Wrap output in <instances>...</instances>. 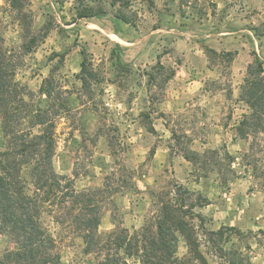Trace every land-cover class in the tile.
<instances>
[{"label":"rangeland","instance_id":"374dc122","mask_svg":"<svg viewBox=\"0 0 264 264\" xmlns=\"http://www.w3.org/2000/svg\"><path fill=\"white\" fill-rule=\"evenodd\" d=\"M22 3L35 48L23 53L22 24L9 0H0V37L19 63L14 80L30 110L61 108L53 169L79 192L109 190L99 202L97 235L106 245L99 255L86 254L81 238L40 209L42 226L57 241L56 264L122 257L111 238L151 228L171 184L194 193L184 220L208 264H227L229 252L264 264V193L243 159L263 162L264 134L242 140L236 133L249 114L239 101L248 69L257 61L264 69V0H131L127 8L111 0ZM90 13L97 15L79 18ZM120 14L129 23L115 18ZM49 78L50 99L40 93ZM4 147L0 119V152ZM22 177L33 190L26 171ZM221 227L234 230L210 241L207 234ZM176 237V257L196 264L185 239ZM13 247L0 236V253Z\"/></svg>","mask_w":264,"mask_h":264},{"label":"trees","instance_id":"16d2710c","mask_svg":"<svg viewBox=\"0 0 264 264\" xmlns=\"http://www.w3.org/2000/svg\"><path fill=\"white\" fill-rule=\"evenodd\" d=\"M9 1L22 24L25 39L22 51L28 54L35 48L36 39L31 37L30 18L22 11V2L26 0ZM130 3L131 0H111L112 7L118 5L127 8ZM96 15L82 14L79 18ZM115 18L129 23L124 15H116ZM2 43L0 37V119L5 142L4 150L0 152V236L7 237L14 247L0 253V264H56L59 261L57 241L40 220L39 211L43 207L44 214L47 212L53 225L61 230H72L71 233L82 239L86 254L99 255L106 246L97 235L100 225L99 202L109 190L79 192L71 177L55 173L52 165L56 149L54 118L61 108L49 105L44 110H30L23 99L24 89L14 80L19 63L10 58ZM85 73L86 68L82 64V86L86 84ZM89 77L92 75L88 74ZM54 88L53 78L46 79L40 93L50 99ZM240 90L239 101L246 105L249 114L244 115L236 133L246 140L264 134V69L261 63L257 61L250 66ZM34 129H37V134H33ZM192 156V159L198 157L197 154ZM249 157L247 154L243 156L247 162L245 166L264 193V160H250ZM185 159L189 161L191 158L185 156ZM24 171L31 180V191L22 177ZM170 186V191L165 194L166 200L160 202L159 214L151 228L147 227L131 237L125 231H118L110 243L117 251L123 252L122 257L106 259L99 264H129L128 260L133 259L141 264H185L176 257L177 234L187 242L191 261L208 264L197 251L191 223L184 220V203L194 193L181 185ZM108 188L112 190L111 185ZM180 193L186 198L178 199ZM196 200L207 202L200 195ZM194 208L191 204L187 209L190 212ZM225 230L234 229L221 227L216 232H209L207 237L210 241L220 239ZM228 255L230 259L227 264H250L241 254L229 252Z\"/></svg>","mask_w":264,"mask_h":264}]
</instances>
